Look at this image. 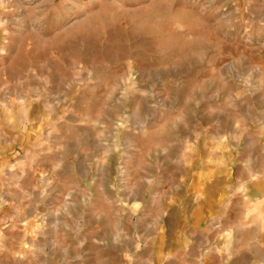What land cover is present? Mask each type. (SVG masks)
Returning <instances> with one entry per match:
<instances>
[{"label": "rangeland", "instance_id": "obj_1", "mask_svg": "<svg viewBox=\"0 0 264 264\" xmlns=\"http://www.w3.org/2000/svg\"><path fill=\"white\" fill-rule=\"evenodd\" d=\"M0 264H264V0H0Z\"/></svg>", "mask_w": 264, "mask_h": 264}]
</instances>
